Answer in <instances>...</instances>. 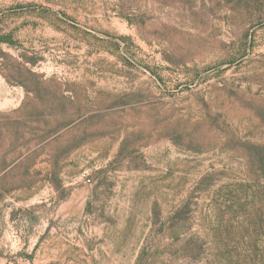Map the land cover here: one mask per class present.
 <instances>
[{
    "label": "rangeland",
    "instance_id": "1",
    "mask_svg": "<svg viewBox=\"0 0 264 264\" xmlns=\"http://www.w3.org/2000/svg\"><path fill=\"white\" fill-rule=\"evenodd\" d=\"M0 264H264V0H0Z\"/></svg>",
    "mask_w": 264,
    "mask_h": 264
}]
</instances>
